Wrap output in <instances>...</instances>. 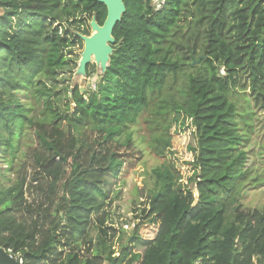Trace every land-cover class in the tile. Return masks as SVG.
Returning <instances> with one entry per match:
<instances>
[{"label":"trees","instance_id":"trees-1","mask_svg":"<svg viewBox=\"0 0 264 264\" xmlns=\"http://www.w3.org/2000/svg\"><path fill=\"white\" fill-rule=\"evenodd\" d=\"M123 3L96 89L83 96L76 88L73 113L45 123L29 116L32 108L17 94L35 91L50 105L42 81L66 65L63 52L72 44L54 24L94 17L102 25L107 10L98 0H0V150L14 154L28 133L36 141L26 152L29 181L19 169L0 188V248L21 264H264V209L234 204L249 172L242 115L232 101L248 89L264 108V0ZM180 73L185 80L177 86ZM151 105L163 121L189 122L192 175L184 183L172 165L155 170L147 220L118 255L103 229L89 240L92 254L80 257L75 248L91 217L114 196L124 167L139 159L130 135L120 141L123 130ZM163 144L166 151L170 141ZM61 238L66 252L57 250Z\"/></svg>","mask_w":264,"mask_h":264},{"label":"rangeland","instance_id":"rangeland-1","mask_svg":"<svg viewBox=\"0 0 264 264\" xmlns=\"http://www.w3.org/2000/svg\"><path fill=\"white\" fill-rule=\"evenodd\" d=\"M95 25L98 23L94 17L83 25L77 24L72 19H63L54 24V29L61 36L67 35L72 44L63 52L66 65L52 77L42 81L44 84L42 85L50 90L48 93L50 105L48 106L44 99L39 98V94H36L35 91V97L30 92L26 93L27 95L17 94L18 99H25L27 108H32L29 111V116L33 117L35 121L49 123V121H53L54 115H56L57 122L62 121L64 116H70L75 109L72 92L76 88L83 96L96 89L100 77L108 67L112 48L111 43H108L104 54L90 53L85 58L86 41L96 32ZM187 32L185 30L182 33L189 36V32ZM195 42L197 41L193 39L189 45L192 46ZM195 64L197 66L199 62ZM185 72L189 71L185 70ZM219 73L224 75L223 69H220ZM184 80L185 77L180 73L176 85L178 86ZM42 85L37 84L36 88L43 90ZM232 101L236 105L238 113L242 115L239 124L244 128L247 141L241 145V149L246 152V168L249 172V180L244 183L241 191L243 193L234 204L235 207L246 211L263 210L264 108L261 102L256 103L253 100L248 89L244 92L240 89L235 91ZM156 111V108L151 105L149 109L142 112L136 123L127 125L123 130L120 141L130 135L137 152L135 157L139 159L127 169L124 167L125 171L116 187L114 196L105 205L102 213L91 217L87 235H84L78 247L75 248L80 257H89L92 254V243L89 240L91 239L94 244L99 232L103 229L112 239L115 255H118L120 244L126 242L134 227L142 222L144 224L147 220L149 199L156 190L155 170H162L172 165L179 172L184 183L192 175L193 170L189 165L192 160V152L189 147L194 145V140L189 122L171 123L170 116L163 121L157 116ZM245 123L248 126L244 127ZM167 128L168 130H166ZM163 140L170 141V147L166 151ZM35 146V138L28 133L20 138L14 154H11L9 150H0V188H6L13 184L17 179V170L19 169L26 172L27 182L29 181L31 170L28 168L26 152L29 147L34 148ZM35 190L37 189L33 191ZM37 194L36 197L35 193L32 195L33 197L27 196L28 200L32 201L33 198L42 195L40 191ZM64 244L65 239L61 238L57 250L66 252L67 247H64ZM15 258H19V256H15Z\"/></svg>","mask_w":264,"mask_h":264},{"label":"water","instance_id":"water-1","mask_svg":"<svg viewBox=\"0 0 264 264\" xmlns=\"http://www.w3.org/2000/svg\"><path fill=\"white\" fill-rule=\"evenodd\" d=\"M107 10L106 18L102 25H95V32L86 41L85 58L90 53L104 54L108 43H113L112 31L115 24L120 20L125 11L123 0H98ZM203 58L200 57V59ZM198 61H196L197 63ZM194 65V64H192ZM198 195H195L194 205L197 203ZM0 264H21L7 252L0 248Z\"/></svg>","mask_w":264,"mask_h":264},{"label":"built area","instance_id":"built-area-1","mask_svg":"<svg viewBox=\"0 0 264 264\" xmlns=\"http://www.w3.org/2000/svg\"><path fill=\"white\" fill-rule=\"evenodd\" d=\"M17 261H19L21 263V259H16Z\"/></svg>","mask_w":264,"mask_h":264},{"label":"bare ground","instance_id":"bare-ground-1","mask_svg":"<svg viewBox=\"0 0 264 264\" xmlns=\"http://www.w3.org/2000/svg\"><path fill=\"white\" fill-rule=\"evenodd\" d=\"M96 33H97V31H96Z\"/></svg>","mask_w":264,"mask_h":264}]
</instances>
